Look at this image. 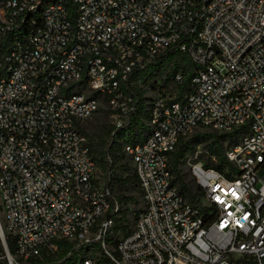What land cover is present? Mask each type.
I'll list each match as a JSON object with an SVG mask.
<instances>
[{"label":"built area","instance_id":"built-area-1","mask_svg":"<svg viewBox=\"0 0 264 264\" xmlns=\"http://www.w3.org/2000/svg\"><path fill=\"white\" fill-rule=\"evenodd\" d=\"M169 52L192 64L190 92L153 95L145 139L123 146L143 209L112 248L116 165H97L82 123L107 113L115 135L136 110L132 77ZM198 129L238 143L224 172L189 163L195 205L171 158ZM0 194L13 264L63 240L100 242L115 264H264V0H0Z\"/></svg>","mask_w":264,"mask_h":264},{"label":"trees","instance_id":"trees-1","mask_svg":"<svg viewBox=\"0 0 264 264\" xmlns=\"http://www.w3.org/2000/svg\"><path fill=\"white\" fill-rule=\"evenodd\" d=\"M186 60L188 63V67L182 68V66L179 65L180 60ZM159 66H170L171 71L168 73L167 80L165 81V84H169L170 80L175 76V74L178 71H182L184 73L185 79L181 85H179L176 88L177 94H176V101L183 102L185 99V96L190 92V80H191V69L192 64L186 59V57L181 56L179 54H176L174 52H169L162 58L158 59L156 62L151 64L146 70L136 72L134 74V77H132L133 81H136L138 85L145 84L149 82L151 79L156 78V76L159 74L158 67ZM135 88V95H136V110L131 114L129 121L126 123V125L118 130L115 135H113V127L111 126L108 132V136L105 138L104 141H102V144H98L93 142L91 139H89V145H90V152L92 158L95 160L97 165L102 168L103 170L108 169V164L106 162V156L109 154L113 157L115 165H116V184L114 187V192L116 193V188L118 186L126 187L128 185L132 186L134 189L138 190L141 193L140 185L138 178L136 174L134 173L133 166L128 165H121L119 163V160L128 158L126 154L124 153L123 146L125 144H134L133 141L123 143L117 141L120 136H122V133L125 131H128L131 133V139H134L136 135H142V133L148 129L147 123L149 120V113L146 111V104L144 102V98L142 96V92L140 91L139 87ZM141 116V119L139 118ZM138 122L137 128H132L131 126L134 123ZM128 126V127H127ZM82 131L85 133V131L82 128ZM86 134V133H85ZM87 135V134H86ZM212 136V135H211ZM216 139V142L221 140L223 137H230L227 135L219 134V135H213ZM88 137V136H87ZM182 139L179 144L177 145L176 150L172 154L171 158V171L174 175V182L177 184L179 188V192L191 203L195 205H200L202 201V191L200 187L197 186L196 190H193L183 179L180 171H179V165L184 160L186 154L188 152H193L191 142L183 141ZM211 156H217L219 159L218 164L214 165L213 168L220 172H224L225 167L228 165V161L226 159V156H222L221 153L218 151H212ZM206 168H210L208 165H206ZM118 197V195H117ZM120 202L122 203V198H119ZM123 204V203H122ZM143 209V206L141 209H138L136 211V218L141 213ZM123 212V209H122ZM125 218L121 215L119 217H115L114 221V227L109 233V235L106 237V243L109 244L112 248L116 244V242L119 240L118 233L122 232L123 236H126L130 233L131 229L124 225ZM6 242L10 251L11 255L16 256L17 252V246L16 241L11 236H6ZM59 244V251L61 252V257L59 260H53L52 256L55 254H47L44 253L41 257L32 260V264H80V261L84 258V249L86 248V245H80L76 247V243L69 242V241H60ZM94 247L96 250H98L101 253L100 258L96 257L95 262L96 264H115L104 252L102 245L100 242L94 243ZM0 253L1 256H5L4 249L1 244L0 240ZM6 261V259H4Z\"/></svg>","mask_w":264,"mask_h":264},{"label":"rangeland","instance_id":"rangeland-1","mask_svg":"<svg viewBox=\"0 0 264 264\" xmlns=\"http://www.w3.org/2000/svg\"><path fill=\"white\" fill-rule=\"evenodd\" d=\"M179 65L184 67H188V63L186 60L182 59L179 62ZM169 71H171L170 66L164 67L156 78L151 79L149 82L139 85V89L142 92V96L144 98V102L146 104L147 111V102L150 98L158 92H165L169 95L175 96L177 94L176 89L170 85L165 84V77H167ZM141 119V116H139ZM112 126V121L107 113L101 112L90 120L84 121L82 123V128L87 134L88 138L93 142L102 144V141L108 136V132L110 127ZM128 127V126H127ZM133 129L138 127V122L134 123L131 126ZM148 133V129H146L142 135H136L134 139H131V133L125 131L122 133V136L118 138L117 141L124 144L127 142L134 143L138 141H142L145 139ZM212 135V136H211ZM213 135H219V133H215L212 131H203L201 129L196 130L190 137L184 139L183 141H190L193 152H188L184 158V160L179 165V171L184 179V181L193 189H197V184L189 171V163L198 162L207 167L213 168L214 165L218 164L219 159L217 156H211L212 151H218L224 156L226 152L235 146L238 143L237 139L230 137H223L221 140L216 142V139ZM121 165L132 166V161L130 158H125L119 160ZM116 195L119 198H122L123 203V212L121 216L125 218L124 225L128 226L130 229L134 226L136 220V211L141 209L143 206L141 193L134 189L132 186L128 185L126 187L118 186L116 188ZM202 203V201H201ZM2 212V197L0 194V213ZM1 217V216H0ZM123 236L122 232L118 233L119 239ZM2 244V243H1ZM95 246L94 244L92 245ZM61 252L59 251L56 255L52 256L53 260H59L61 257ZM14 258L15 256L12 255ZM101 253L95 249H91L86 247L84 249V258H91L95 260L96 257L100 258ZM4 260V257L1 256L0 253V264H7Z\"/></svg>","mask_w":264,"mask_h":264},{"label":"water","instance_id":"water-1","mask_svg":"<svg viewBox=\"0 0 264 264\" xmlns=\"http://www.w3.org/2000/svg\"><path fill=\"white\" fill-rule=\"evenodd\" d=\"M0 240L1 242L3 243V246H4V249L6 250V252L8 254H10V251H9V248H8V245H7V242H6V238H5V234H4V231L0 225ZM7 264H13L12 261H8Z\"/></svg>","mask_w":264,"mask_h":264}]
</instances>
